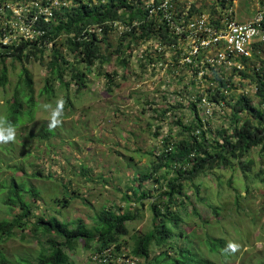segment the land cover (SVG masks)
Masks as SVG:
<instances>
[{
  "label": "trees",
  "instance_id": "1",
  "mask_svg": "<svg viewBox=\"0 0 264 264\" xmlns=\"http://www.w3.org/2000/svg\"><path fill=\"white\" fill-rule=\"evenodd\" d=\"M150 1L158 3L159 0H72L70 7L56 9L53 20L40 25L46 47L37 48L27 43L17 47L0 45L1 89L9 83L7 65L17 62L21 66L12 99L5 104L6 126L13 128L20 121L24 124L34 119L36 102L33 82L24 66L29 62H38L45 71L39 96L49 100L57 90L63 92L62 100L57 105L61 111L71 105L69 87L73 85L76 92L85 89L88 85L87 76L94 68L97 69L96 75L102 76L106 87L112 90L117 74L102 73L103 67L112 57L117 67H126L132 51L140 44L150 43V48L143 52V60L140 59L139 65L153 70V65L160 57L154 50L155 44L170 45L176 41L167 34L163 24L149 17L146 3ZM217 6L222 10L227 9L231 1L216 0L209 10L211 16L218 14ZM180 10H183V5L176 3L175 11ZM190 12L198 13L200 10L192 5ZM111 37L116 38L114 47L109 41ZM47 51L48 55L45 56L44 52ZM243 63L244 69L234 72L235 76L238 82L245 81L255 91L252 97L237 93L231 101H227L228 128L212 131L209 124L203 128L195 114L189 123H183L175 115L180 104L170 106L164 96L162 107L151 108L153 119L163 121L173 116L170 129L159 140L158 147L145 152L139 148L133 151L136 155L140 153L146 156L147 167L137 170L131 177L130 185L121 197L125 207L102 208L95 215V224L91 228L86 227L81 220L69 226L54 216L36 217L32 203L26 202L24 196L28 195L35 203L37 190L12 179L2 204L8 209V214L13 210L16 212L10 218L0 220V245L19 235L23 239L26 236L23 234L28 232L38 240L41 248L34 260L22 257L10 260L0 248V264H71L69 254L74 253L79 242H83V249H91L90 261L91 256L105 258L106 263L102 264H113L121 254L138 259V264L141 259L146 264H213L204 255L205 252L227 257L230 252L225 249V239L210 233L215 225L227 228L233 224L231 219L242 215L239 189L231 186V178L227 180V186L236 193L233 202L235 208L230 212L235 214H229V210L201 196L200 180L215 174L218 179V171L233 173L237 170L248 190L246 195L249 194L250 186L256 181L261 182L258 179L263 171L251 172L253 162L249 156L253 149L258 148L264 160V44L258 45L251 59L243 60ZM219 85L226 88L222 81H219ZM231 86L227 88L229 91ZM184 108L190 110L192 105H184ZM174 127L176 133L172 132ZM160 129L157 126L152 132L154 138H159ZM49 135V131L41 128L35 136L44 140ZM40 174L38 172L37 175ZM146 184L150 187H146ZM218 185L221 186L220 183ZM1 190H4L2 184ZM189 192L193 193V197ZM68 196L67 188L63 187L62 198L55 202L65 207ZM144 201L150 212V229L132 234L129 248L124 240L128 235L127 223L143 217L141 206ZM208 215L215 220L209 221ZM187 227L191 228L189 232L185 231ZM197 228L201 229L202 235L196 233ZM93 242L96 246L91 248ZM106 253H110V257Z\"/></svg>",
  "mask_w": 264,
  "mask_h": 264
},
{
  "label": "rangeland",
  "instance_id": "2",
  "mask_svg": "<svg viewBox=\"0 0 264 264\" xmlns=\"http://www.w3.org/2000/svg\"><path fill=\"white\" fill-rule=\"evenodd\" d=\"M183 1L184 7L190 10L194 5L200 10L199 13L207 16H211L210 7L216 3V0ZM230 1L232 16L239 21L249 20L258 6V0ZM216 9L217 13L224 10L219 6ZM109 41L113 47L116 45L115 37L109 38ZM147 48H150V43L140 44L135 48L129 64L124 68L117 67L114 57L103 67L102 73L117 74L112 90L106 87L102 76L96 75L97 69H92V73L87 76L88 85L85 89L76 92L73 85L69 87L71 105L63 111L57 109L63 97L62 91L57 90L49 100L38 95L44 85L43 67L38 62L24 65L33 82L36 102L34 119L24 124L20 121L16 127L11 128V140H0V184L4 186V190L0 191V220L10 218L16 212L13 210L8 214V209L2 204L12 179L37 190L35 203L28 195L24 196L26 202L32 203L36 217L54 216L69 226L81 220L86 227L91 228L95 224V215L102 208L125 207L121 197L127 191L131 177L137 170L147 167L146 156L140 153L136 155L133 151L139 148L145 152L158 147L159 140L167 135L170 123L174 120L173 116L163 121L153 119L151 108L162 107L165 103L162 98L164 96L170 106L180 104L175 112L176 118H180L183 123H189L193 118L191 111L184 108L187 104L182 98L183 84L176 82L181 78L185 83L182 73L174 75L168 66L163 70L154 67L152 70L139 65ZM44 55L47 56L48 51ZM168 56L171 54L166 52L165 57ZM20 67L17 62L7 65L9 83L4 89L0 88V136L8 134V127L4 123L5 104L12 99ZM233 83L236 86L231 91L232 96L239 93L236 80ZM243 86L249 90L251 88L247 83ZM252 95L253 93L248 94L249 97ZM228 116L227 108L220 114L215 106L214 115L209 119L210 129L214 131L228 128ZM157 126L161 128L158 139L152 136ZM41 128L51 134L48 139L35 136ZM172 132L176 133L177 129L174 127ZM249 158L253 162L251 172L263 171V174L259 175L258 180L261 182L256 181L250 186L248 195L243 180L239 178L240 171L237 170L233 173L218 171V179L215 174L204 176L200 180L201 196L229 210V214H235L230 212L235 208L233 202L236 193L226 183L231 178V186L239 189L240 208L243 209L239 218L231 219L233 224L229 227L222 229V226L215 225L210 233L224 238L225 249L230 252L227 257L205 252L204 255L213 264H264V160L261 159L258 148L252 150ZM38 172L42 174L37 175ZM34 173L37 174L32 176ZM63 187L69 192L65 207L55 202L62 198ZM146 187H150L149 184ZM189 195L193 197L192 192ZM144 202L141 206L143 217L127 223L128 235L124 240L129 248L132 245V234L144 233L150 229V212L147 202ZM208 218L211 222L215 220L211 215ZM190 230L187 227L185 231ZM196 233L202 235L201 229L197 228ZM23 235H26L23 239L19 235L0 245L10 260L18 257L28 260L36 258L41 248L40 243L28 232ZM82 243L79 242L74 253L69 254L71 264H94L89 260L91 249H83ZM95 246L96 243L93 242L91 248ZM202 248L206 250L205 247ZM139 264H146V261L141 259Z\"/></svg>",
  "mask_w": 264,
  "mask_h": 264
},
{
  "label": "built area",
  "instance_id": "3",
  "mask_svg": "<svg viewBox=\"0 0 264 264\" xmlns=\"http://www.w3.org/2000/svg\"><path fill=\"white\" fill-rule=\"evenodd\" d=\"M175 1L183 5V10L175 11ZM71 4L72 0H0V45L17 47L27 43L46 47L40 25L53 20L56 9L68 8ZM184 4L183 0L146 3L149 17L163 24L167 34L176 41L170 45L155 44L154 50L160 57L153 67L163 70L168 66L174 75L182 73L185 83L181 78L176 81L183 84L182 98L185 104L192 105L190 113L197 115L204 128L212 119L215 106L220 114L224 113L227 101L233 97L234 80L239 93L248 96L255 91L252 86L246 89L245 81L238 82L235 73L243 70V60L251 59L258 45L264 44V0H258L255 13L246 21L236 20L231 6L215 16H207L191 13ZM166 52L171 56L165 57ZM229 85H232L230 91ZM105 255L110 257V253ZM124 255L118 256L113 264H138V259ZM91 261L106 263L103 257L91 256Z\"/></svg>",
  "mask_w": 264,
  "mask_h": 264
},
{
  "label": "clouds",
  "instance_id": "4",
  "mask_svg": "<svg viewBox=\"0 0 264 264\" xmlns=\"http://www.w3.org/2000/svg\"><path fill=\"white\" fill-rule=\"evenodd\" d=\"M7 135L5 136H0V140H11L13 138V132L11 128L7 129Z\"/></svg>",
  "mask_w": 264,
  "mask_h": 264
}]
</instances>
